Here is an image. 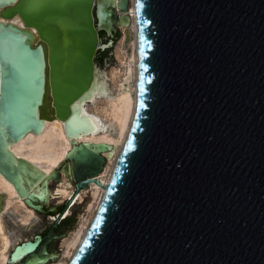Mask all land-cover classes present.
I'll return each instance as SVG.
<instances>
[{
    "label": "water",
    "instance_id": "obj_1",
    "mask_svg": "<svg viewBox=\"0 0 264 264\" xmlns=\"http://www.w3.org/2000/svg\"><path fill=\"white\" fill-rule=\"evenodd\" d=\"M131 3L0 0V175L28 208L54 218L44 238L18 242L7 264L55 258L45 244L71 201L45 210L50 181L63 173L76 191L101 186L110 146L77 141L92 124L82 102L96 54L129 25ZM133 6L134 116L68 264H264V0ZM54 119L71 148L46 174L10 147Z\"/></svg>",
    "mask_w": 264,
    "mask_h": 264
},
{
    "label": "bare ground",
    "instance_id": "obj_2",
    "mask_svg": "<svg viewBox=\"0 0 264 264\" xmlns=\"http://www.w3.org/2000/svg\"><path fill=\"white\" fill-rule=\"evenodd\" d=\"M131 2V5H129L128 15L130 16V26L134 35V39L131 41L128 60H126L124 64L125 72H123V82L118 85L116 93H112L110 85L106 81L101 80L102 74L95 66L93 87L90 91V94L82 102V113L86 114L92 119L93 125L91 124L89 132L80 136L77 141L104 143L110 146L109 152L103 153L106 158V165L98 176L101 186L90 182L85 187L86 189H90L91 198L93 200L101 201L102 199L104 192L103 186L109 182L112 173V170L108 171L110 167L109 164L112 162L113 157L118 151L119 145H121V148L118 153H120L124 145L135 111L138 56L136 52V25L134 22L135 11L133 6L134 0H131ZM12 22L22 26L17 18H13ZM116 71H118V69H116ZM115 75L116 72H112V76L114 77ZM97 99L104 100L103 106L99 108L103 116L102 118L95 109L96 107L92 108V105L96 106L95 102ZM106 119L108 120L106 121ZM10 148L16 156L24 158L43 170L46 174H50V172H52L54 168H56L58 164L64 160L65 155L71 146L69 139L64 134L62 122L60 120L54 119L46 120L41 133H28L19 142L12 144ZM117 157L113 161L114 164ZM66 180L67 179L65 175L62 173L61 178L55 181L56 183L52 188L49 187L51 181L49 182L47 191L48 197L45 202V205H48L50 200L53 199H57L59 202L70 200V208L64 213V216L69 215L72 205H74L76 201L81 200L83 197L81 194L85 193L83 191L84 188L78 191L75 189L74 193L70 188V183H67ZM0 192H5L7 194L3 211L0 213V264H7L9 253L16 244L14 245V242L8 238L4 229L2 220L4 218V212L11 206L13 202H16V204L20 206H24L28 212L22 219L24 224L29 223L31 217H33L35 213L31 208H28L24 204L22 199L16 195L12 185L1 175ZM53 219L54 218H51V220ZM83 220L84 219L80 220L79 228L72 233L68 240L64 242L63 253H68L72 247L79 246L82 242V239L86 233L84 232L82 236L80 234L82 231V226L85 224ZM42 264H46V262H43Z\"/></svg>",
    "mask_w": 264,
    "mask_h": 264
},
{
    "label": "rangeland",
    "instance_id": "obj_3",
    "mask_svg": "<svg viewBox=\"0 0 264 264\" xmlns=\"http://www.w3.org/2000/svg\"><path fill=\"white\" fill-rule=\"evenodd\" d=\"M128 24L129 25L127 26L119 27L116 34L113 35L112 40L114 41L112 42L111 46L104 50L105 52L102 53V57L100 59L96 57L94 60L95 66L102 74L101 80L106 81L110 85L112 93H116L118 85L123 82V72H125L124 64L126 60H128L131 41L132 39H134L130 22ZM99 38L101 44H105L110 39L108 34H105L103 32H99ZM116 69H118V71H116ZM112 72H116V75L114 76L115 78L112 76ZM103 103V99H97L95 102L96 106L92 105V108L96 107L95 109L97 110L101 118L103 116L99 108L103 106ZM107 120L108 119H106V121ZM120 148L121 145H119L118 151L120 150ZM118 151L113 157L112 162L109 164L110 167L108 171L112 170L114 164L113 161L119 154ZM66 182L70 183L67 180ZM55 183V181H51L49 187L52 188ZM70 188L75 193V187L72 183H70ZM83 191L85 193L81 194V196H83L82 199L76 201V203L72 205L68 217L61 221L55 228V238L47 240L45 244L46 250L48 251V253H52L55 258L48 260L46 264H68L78 246L72 247L68 253H63L64 242L68 240L69 237H71L72 233L79 228L80 220L84 219L83 221L85 223L82 226V231L80 233L81 236L84 234V232L87 231L88 227L90 226V223L93 220L100 201L93 200L91 198L90 189L84 188ZM65 202L66 201L59 202V200L53 199L50 200L48 205L44 206V209L47 210L53 208L58 212V210L63 207ZM27 213L28 212L26 211L24 206H20L16 204V202H13L11 206L4 212V218L2 219L4 229L8 238L12 242H14V245L20 241L32 240L35 235L45 236L53 224V220H51L52 214L49 216H43L35 212V215L31 217L29 223L24 224V222H22V219Z\"/></svg>",
    "mask_w": 264,
    "mask_h": 264
},
{
    "label": "trees",
    "instance_id": "obj_4",
    "mask_svg": "<svg viewBox=\"0 0 264 264\" xmlns=\"http://www.w3.org/2000/svg\"><path fill=\"white\" fill-rule=\"evenodd\" d=\"M115 38H116V37H115ZM115 38H114V39H115ZM113 41H114V40H113ZM104 52H105L104 50H103V51H98L97 54H96V57H97L98 59H100V58L102 57V53H104ZM62 208H63V207H61V208L59 209V211L62 210Z\"/></svg>",
    "mask_w": 264,
    "mask_h": 264
},
{
    "label": "flooded vegetation",
    "instance_id": "obj_5",
    "mask_svg": "<svg viewBox=\"0 0 264 264\" xmlns=\"http://www.w3.org/2000/svg\"><path fill=\"white\" fill-rule=\"evenodd\" d=\"M56 230V229H55ZM44 238V236H42Z\"/></svg>",
    "mask_w": 264,
    "mask_h": 264
}]
</instances>
